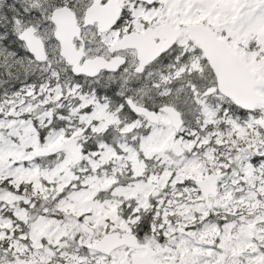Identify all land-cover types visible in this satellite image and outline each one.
Wrapping results in <instances>:
<instances>
[{
    "label": "snow or ice",
    "instance_id": "1",
    "mask_svg": "<svg viewBox=\"0 0 264 264\" xmlns=\"http://www.w3.org/2000/svg\"><path fill=\"white\" fill-rule=\"evenodd\" d=\"M0 264H264V0H0Z\"/></svg>",
    "mask_w": 264,
    "mask_h": 264
}]
</instances>
